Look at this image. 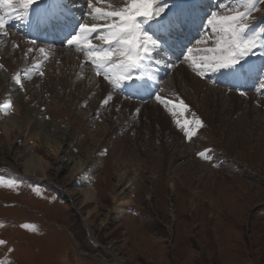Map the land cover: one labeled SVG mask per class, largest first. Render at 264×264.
<instances>
[{
	"label": "rangeland",
	"instance_id": "obj_1",
	"mask_svg": "<svg viewBox=\"0 0 264 264\" xmlns=\"http://www.w3.org/2000/svg\"><path fill=\"white\" fill-rule=\"evenodd\" d=\"M200 1L203 12L211 10L209 5L214 7L218 3L239 6L237 0ZM83 2L85 0H78V6L72 9L75 19L80 18L77 11ZM172 3L173 0H169V7ZM257 8L264 9V5L259 4ZM81 9V13L86 11ZM253 15L252 24L264 17V11ZM199 23L183 41V51L176 48L170 51L174 52L172 55L169 51L166 53L168 62L175 67L151 64L149 67L154 74V79L149 81L151 90L141 89L134 95L127 89L114 90L102 76L95 74L90 63L84 62L83 53L62 46L61 42L50 47L47 62L39 52L32 53L27 60L24 51L19 49V52L15 51L17 54L5 55L19 70L43 63L45 75H33L31 80H23L30 88L29 96L34 95L33 107L40 115L36 133L30 135L31 127L26 128L27 135L17 130L16 138L13 136L10 141L0 129V168L6 169L0 172V177L17 182L14 187L0 186V239L7 242L0 245V262L264 264V92L259 90V81L264 80V76L252 77L254 84H247L252 87L241 90L247 95L238 103L233 99L229 102L228 95L229 92L240 94L238 88L234 91L217 84L223 91L213 93L212 98L207 93H197L187 79H182V71L176 68L185 63L187 49H194L196 54L191 56L199 59L201 53L196 46H205L198 42L206 31ZM8 28L16 32L23 50L30 47L29 38L18 21H12ZM4 41L0 44L3 47L0 52L5 54L7 45ZM38 45L49 47L45 42ZM56 50L80 57L84 63L81 74L90 70L94 79H103L115 95L138 101L140 112H130L128 107L121 112L120 107L100 105L99 92L93 89V83L82 87L83 76L68 80L74 63L71 64L73 67L65 65L66 68L53 64ZM256 51L257 56L262 54L260 50ZM67 54H63L62 59ZM260 63L262 66L264 59ZM50 65L58 68L55 71L59 74L54 78L59 76L60 79L51 81L50 76L47 77ZM187 72L186 77L195 78L192 68ZM4 73L8 75L7 70H0V97L7 78ZM33 77L38 83L37 89L29 85ZM44 78L48 80L44 81ZM202 79L209 86H216L207 76ZM67 82L68 91L65 89ZM47 85L56 89L53 87L51 91ZM14 86L16 100L12 101L18 105L19 101L29 102L24 90ZM158 89H162L163 96L183 99L192 106L191 112L203 120L204 127L192 141L177 128L169 111L149 94ZM250 96H253L252 104L247 98ZM5 101L0 98V105ZM15 104L10 114L18 118ZM142 105L149 109L144 108V111ZM52 143L59 151L51 147ZM27 146L34 148L33 155L41 156L50 165L46 180L26 176L23 155ZM209 149L211 159L205 160L198 155ZM94 150L102 164L94 169L89 185L94 189L95 198L87 202L81 192L84 186L80 185V178L73 175L72 168L77 162L86 160ZM61 161H69L67 170ZM119 167L127 170L122 185L116 177ZM135 174L139 181L129 190L127 182ZM120 207L122 212L117 214Z\"/></svg>",
	"mask_w": 264,
	"mask_h": 264
},
{
	"label": "snow or ice",
	"instance_id": "obj_2",
	"mask_svg": "<svg viewBox=\"0 0 264 264\" xmlns=\"http://www.w3.org/2000/svg\"><path fill=\"white\" fill-rule=\"evenodd\" d=\"M237 4L236 7L223 3L209 5L211 10L199 16L197 0H173L171 7L169 0H118L117 3L85 0L81 7L86 11L75 19L72 9L78 6V0H0V36L10 35L8 25L12 21L23 22L37 33H56L62 46L83 53L84 62L90 63L95 74L102 76L114 90L131 89L134 95L141 89L149 90V81L154 79L151 64L174 66L168 62L166 53L176 48L183 51V41L198 21L199 27L206 30L198 43L205 47L197 49L201 53L198 60H191L192 49H187L185 56V60H191L192 70L198 76L206 78L208 72H220L240 80L250 78L253 73L264 74V66L255 68L247 59L257 48H264V28L252 30L253 13L264 11L257 8V4L264 5V0H237ZM27 42L30 47L24 50L25 60L39 52L43 61H48L50 47L39 46L36 38ZM12 48L19 49L20 44L13 40ZM43 67V63H35L31 68L17 71L12 79L23 91V80H31L33 75L43 77ZM0 70H6L2 63ZM259 85V90L264 92V80ZM161 92L158 89L149 94L169 111L177 128L192 141L204 127L203 120L191 112L183 99L168 98ZM240 95L247 93L241 91ZM112 99L109 94L102 104L108 105ZM0 107L4 109L0 115H8L13 110L11 100ZM139 112L137 108L136 113ZM210 153L209 149L198 155L209 160ZM5 184L14 187L17 182L0 177V186ZM6 243L0 239V245Z\"/></svg>",
	"mask_w": 264,
	"mask_h": 264
},
{
	"label": "bare ground",
	"instance_id": "obj_3",
	"mask_svg": "<svg viewBox=\"0 0 264 264\" xmlns=\"http://www.w3.org/2000/svg\"><path fill=\"white\" fill-rule=\"evenodd\" d=\"M84 3V2H83ZM117 3V2H116ZM104 6V5H103ZM82 7H80L79 6V11H77V13H78V16L79 17H81V15H82V9H81ZM78 19V18H77ZM28 29V37L29 38H31V35L33 36V38H36L37 39V41L38 42H40V41H42V40H45L46 42H50V37H47V36H45L44 34H41V33H37V32H35L34 30H32V29H30V28H27ZM9 31H10V35L8 36V37H3V36H0V41H4V40H6V45H7V48H6V50H7V52H5V54L4 53H1L0 52V54H2L3 55V57H0L1 59H0V63H2V64H4L5 65V69L7 70V72H8V75H6L5 73V75L7 76V78L5 79L6 80V82H5V85L2 87L3 88V90L1 91L2 92V96L0 97V98H4L5 100H16V98L14 99V92H16V87L14 86V84H15V82L13 81V79H12V76L17 72V71H19V69L18 68H14V66L12 65V62H11V60L10 59H7V55H9V54H13L16 50H18V49H13L12 48V41L13 40H15L16 42H18L19 44H20V40H19V37L18 36H15L16 35V32H14V31H12V30H10L9 29ZM18 34V33H17ZM18 37V38H17ZM21 39H22V37H21ZM23 40V39H22ZM61 41V40H60ZM5 42V41H4ZM22 42V41H21ZM55 42V41H54ZM187 42V41H186ZM1 44V43H0ZM26 45V44H25ZM23 45H21L20 44V48H19V50H21V51H24L23 50V47H22ZM39 46H42V45H39ZM198 46V45H197ZM196 46V48L198 49L199 47H197ZM52 47V46H51ZM203 47H205V46H203ZM203 47H201L200 46V48H203ZM3 48V47H2ZM2 48L0 47V51L2 50ZM28 48V47H27ZM49 47H46V49H48ZM57 48V47H56ZM193 48V47H192ZM194 48H195V46H194ZM196 48H195V50H196ZM59 49V48H58ZM19 50H18V52H19ZM194 50V49H193ZM193 50H192V53L194 54L196 51H194L193 52ZM16 53V52H15ZM14 53V54H15ZM37 53V52H36ZM192 53H191V55H192ZM17 54V53H16ZM63 54H67V53H65V51H60V50H56L55 51V53H53V61H54V65H56L57 66V64H60V65H62L63 67H65L66 68V66L67 67H70L71 66V64H73V66H74V68H72V70L70 69L69 71H72V74H70V72H69V74L71 75V77H68V80L70 81V80H72L73 81V78L74 77H76V76H83V81H84V85L82 86V87H86L87 86V84L89 85V84H91V83H93L94 84V90H98V94L99 95H97L98 96V101H99V104L100 105H103L102 104V101H103V99L104 98H106V96L107 95H109V94H111L112 96H113V99L109 102V104H111V105H109V106H113V108L114 107H120V108H126V107H128V108H130L129 109V111L130 112H136V109L137 108H140L139 106V104L137 103L138 101H128V100H124V99H122L120 96H117V95H115L114 93H113V91L111 90V88L109 87V86H107L108 84H105L104 83V81H103V79H100V78H98L97 77V79L95 80L94 79V75H93V73L89 70H87V71H85V73L84 74H81V69H82V67H83V61H82V59L80 58V57H78V56H71V55H68L67 54V56H65L64 57V59H62V55ZM196 54V53H195ZM1 55V56H2ZM6 55V56H5ZM34 55V54H33ZM42 55V54H41ZM40 55V56H41ZM49 55V57H50V54H48ZM170 55V54H169ZM172 55V54H171ZM23 56V55H22ZM34 56H36V55H34ZM33 56V57H34ZM199 56V55H198ZM61 57V58H60ZM178 57V56H177ZM176 57V58H177ZM185 57V56H184ZM35 58V57H34ZM198 59V58H197ZM169 60V59H168ZM191 60H196L195 59V56L193 55V56H191ZM191 60H186L185 61V59H184V61H185V63H183L180 67H177L176 69H178V71H182L181 72V74H182V79H187L188 81H189V83L192 85V87L193 88H195V90L197 91V93H202V92H204L205 94L207 93L208 95H209V97H211L212 95H213V93H217L218 91H220L221 89L219 88V87H217V86H215V87H211V86H209V84H208V82L206 81V80H204V79H202L200 76H198L197 74L196 75H193L194 77V79H192L191 80V78H189V76L188 77H186L188 74H189V72H187L190 68H192V66H191ZM15 63V62H14ZM21 64V63H20ZM24 64V63H23ZM53 65V66H54ZM66 65V66H65ZM23 66V65H22ZM25 66V65H24ZM31 66V65H30ZM53 66L51 67V65L49 66V67H51V69L50 70H52L53 72H50V70H49V72H48V75H47V77L48 76H50V80L52 81V79L56 76V75H58L59 73H57L56 71H55V69L57 68V67H55V68H53ZM73 66H71V67H73ZM17 67H18V65H17ZM49 67H48V69H49ZM59 67V66H58ZM61 67V66H60ZM62 67V68H63ZM163 67V66H162ZM165 67V66H164ZM175 67V66H174ZM21 68V67H20ZM26 68V67H25ZM24 68V69H25ZM84 68V67H83ZM170 68V67H169ZM58 69V68H57ZM56 69V70H57ZM20 70H23V69H20ZM47 70V69H46ZM62 70H64V68L62 69ZM174 70H175V68H174ZM48 71V70H47ZM66 71V70H65ZM59 72V71H58ZM63 72V71H62ZM159 72H160V70H159ZM178 73V72H177ZM61 74H63V73H61L60 72V75ZM162 74H163V72H162ZM173 74V73H172ZM194 74V73H193ZM22 75H23V73H22ZM69 75V76H70ZM157 75H158V73H157ZM64 76V75H63ZM5 77V76H4ZM57 77H59V76H57ZM54 78V80L55 79H60V78ZM49 78V77H48ZM62 78V77H61ZM2 80V79H1ZM45 80H48L47 78H44V81ZM53 80V81H54ZM68 81V82H69ZM71 81V82H72ZM74 81H76V80H74ZM235 82H236V80H234ZM1 82V81H0ZM24 82V81H23ZM55 82V81H54ZM53 82V83H54ZM57 82H59V81H57L56 80V83ZM66 82V81H65ZM68 82L66 83L67 85H65V89H66V91H68V89H70L69 88V84H68ZM49 83V82H48ZM52 83V84H53ZM75 83V82H74ZM74 83H73V87H74ZM71 84V83H70ZM25 85V84H24ZM31 87H36L37 85H38V83H37V81L35 82V79H34V77H33V81L31 82V84H29ZM46 85V84H45ZM44 85V86H45ZM55 85V84H54ZM18 86V85H17ZM27 86V85H26ZM25 86V89H24V92L27 94V96H29V94H30V91H29V86H28V88ZM51 86V87H50ZM41 87H43V84H42V86ZM46 87V86H45ZM47 87L52 91V89H53V87L54 86H52V85H47ZM71 87H72V85H71ZM38 87H36V89H37ZM55 89H56V87H54ZM39 89H40V87H39ZM47 89V88H46ZM43 90V89H42ZM54 91V90H53ZM221 91H223V90H221ZM220 91V92H221ZM225 91V90H224ZM235 91V90H234ZM94 92V91H93ZM219 93V92H218ZM224 93V92H223ZM238 93V92H237ZM237 93H233V92H229L228 93V95L230 96L229 98H230V100H229V102L231 101L232 102V99H233V101H235V102H237V101H242V100H245L244 99V97L242 96V95H240V94H237ZM39 94V93H38ZM203 95V94H202ZM227 95V96H228ZM17 96V95H16ZM20 96V95H19ZM34 95H30L29 96V98H30V101L29 102H26V103H24V101H22L23 103H20V101H19V105L17 104V102H16V104L12 101V105L13 104H15L16 106H15V108H18V110H17V114H18V118L15 116H12V114H10L11 116H8V115H0V118L1 117H3V116H5L6 118L3 120V121H1L0 120V129L3 131V133H4V135H5V137H6V139H8V140H10V139H12L13 138V136L15 135V133L17 132V130H19V132H21L22 133V135L24 134V135H27V133L26 132H28V131H26V128L27 127H31V129H30V135H34L35 133H36V130H38V128H39V114H37V108H35V107H33V105H34V103H32V101L33 102H36V100H35V98L33 97ZM163 96V95H162ZM221 96V95H220ZM17 98H18V96H17ZM23 98V97H22ZM205 98V97H204ZM212 98V97H211ZM247 98H249V103H251L252 104V99H253V96H250V97H247ZM21 99V98H20ZM24 100V99H23ZM6 102V101H5ZM146 102V101H145ZM150 102V101H149ZM245 102V101H244ZM148 103V102H147ZM238 103V102H237ZM142 104V103H141ZM188 104V103H187ZM149 107H150V104H147ZM147 105H142V108L144 109V108H146L147 110L149 109L148 108V106ZM192 107V106H191ZM190 107V108H191ZM39 108V107H38ZM110 108V107H109ZM127 108V109H128ZM126 109V110H127ZM143 109H141V113L143 112L142 110ZM146 109H144V111H146ZM39 110V109H38ZM110 110H112V109H110ZM116 110V109H115ZM124 110L125 109H123V111H121V112H124ZM198 110V109H197ZM3 111H4V109H2L1 107H0V113H3ZM120 111V110H119ZM151 111V110H150ZM112 112V111H111ZM115 112V111H114ZM114 112H112V113H114ZM128 112V111H127ZM126 112V113H127ZM148 112V111H147ZM194 112V111H193ZM195 112H196V110H195ZM202 112V111H201ZM15 113V112H14ZM39 113V112H38ZM140 113V114H141ZM145 113V112H144ZM151 113V112H150ZM156 113V112H155ZM132 114V113H131ZM147 114V113H146ZM195 114V113H194ZM36 115V116H35ZM130 115V114H129ZM154 115V114H153ZM195 115H198V114H195ZM148 116V115H147ZM156 116V115H155ZM154 116V117H155ZM131 117V116H130ZM154 117H152L153 119H155ZM162 117H163V114H162ZM126 118H127V116H126ZM125 118V119H126ZM201 118V117H200ZM32 119H33V121H32ZM163 119V118H162ZM35 120V121H34ZM204 120H206V119H204ZM126 121V120H125ZM129 121V120H128ZM119 122H120V120H119ZM131 122V121H130ZM129 122V123H130ZM149 122V121H148ZM132 123V122H131ZM130 123V124H131ZM125 123L123 122V125H124ZM167 124V123H166ZM161 125V124H160ZM131 126V125H130ZM129 126V127H130ZM125 127H126V125H125ZM134 127V126H133ZM140 129V128H139ZM128 130V129H127ZM112 132H114V129H113V131ZM202 132V131H201ZM29 133V132H28ZM16 136V135H15ZM14 136V137H15ZM43 136V135H42ZM16 138V137H15ZM32 138V137H31ZM43 138H45V136L43 137ZM46 140H47V138H45ZM11 141V140H10ZM55 144V143H54ZM58 144V143H57ZM51 147H53V148H55L54 150H58L59 151V147L58 146H56V144L53 146V143H52V145H51ZM33 151H34V148L33 147H30V146H27V148H26V151H25V153H24V168H25V173L27 174L26 176H28V177H33V178H35L36 180H38V181H43V180H46V178H47V170H48V168L50 167V165L41 157V156H39V155H36V154H32L33 153ZM22 154V153H21ZM72 161V160H71ZM70 161V162H71ZM63 164H64V166H63V168L64 169H66L67 170V168H68V166H69V161H61ZM71 164V163H70ZM102 164V160H101V158L100 157H98V154H97V152H96V150H94V151H92V152H90L89 153V155H88V158L86 159V160H84V161H80V162H77L76 163V165H75V168H72V173H73V175L74 176H76L78 179L80 178V185H82V186H84L83 187V189L81 190V192L83 193V195L85 196V199H86V201L88 202V201H91V200H93L94 198H95V192H94V189H93V187H90L89 185H90V183H91V178H93V171H94V169H96L97 168V166L99 165H101ZM122 166V165H121ZM62 168V169H63ZM207 168H208V166H207ZM206 170V169H205ZM4 172V171H6V169H4V168H0V172ZM117 179H118V184L119 185H122V183L125 181V179H126V177H127V170L126 169H122V168H120L119 167V170H117ZM139 181V178H138V176H137V174H135V176H133V177H131L130 178V180L127 182V189H129V190H132V188H134L135 187V185L137 184V182ZM78 183V182H77ZM79 184V183H78ZM229 192V191H228ZM123 204V203H122ZM121 212H122V210H121V207L116 211V213L117 214H121ZM89 230V229H88ZM89 233H91V231L89 230ZM92 237V236H91ZM119 263H121L120 261H119ZM122 264V263H121Z\"/></svg>",
	"mask_w": 264,
	"mask_h": 264
},
{
	"label": "crops",
	"instance_id": "obj_4",
	"mask_svg": "<svg viewBox=\"0 0 264 264\" xmlns=\"http://www.w3.org/2000/svg\"><path fill=\"white\" fill-rule=\"evenodd\" d=\"M232 84H234L235 83V81H233V82H231Z\"/></svg>",
	"mask_w": 264,
	"mask_h": 264
}]
</instances>
